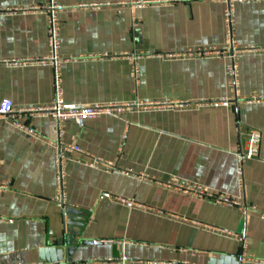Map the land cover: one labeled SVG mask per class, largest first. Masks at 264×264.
I'll return each instance as SVG.
<instances>
[{
  "label": "crops",
  "instance_id": "1",
  "mask_svg": "<svg viewBox=\"0 0 264 264\" xmlns=\"http://www.w3.org/2000/svg\"><path fill=\"white\" fill-rule=\"evenodd\" d=\"M48 1L0 0V59L24 61L0 62V100L36 130L0 116V264H264V0H234L235 79L227 0H58L63 99L118 107L61 124L60 140L82 150L66 151L72 222L52 200ZM205 48L221 52L189 53ZM249 128L261 140L240 187ZM198 185L239 204L188 189Z\"/></svg>",
  "mask_w": 264,
  "mask_h": 264
},
{
  "label": "built area",
  "instance_id": "2",
  "mask_svg": "<svg viewBox=\"0 0 264 264\" xmlns=\"http://www.w3.org/2000/svg\"><path fill=\"white\" fill-rule=\"evenodd\" d=\"M234 6V0H227V4L224 11V26H225V32L227 36L228 42L231 44L232 51H230L229 55V62L226 65V69L229 72V74L234 77L236 75L237 71V64L236 59L239 56V52L242 49H234V38H233V32L235 29L234 26V14L235 9H233ZM42 9H45L46 13L48 14V25H47V37H48V48L49 53L48 55L40 59L39 61L42 64H50L53 66V82H54V94H53V101L52 105L45 110L46 113H48L50 116H53L56 124H57V131L59 133L58 138H53V140L48 141V144L54 149V168H55V185H56V191L54 193V196L52 198L53 202H55L62 210L64 217L67 219L69 216L68 209H71L72 206L66 202L67 192H66V185L65 181L67 178V167H66V151L68 150H75L77 152H82V150L79 149L76 145H67L63 143L60 140V134H61V124L65 120L73 119L77 123L78 126L82 127L84 124V121L93 116H98L99 114L105 113H111L116 107L115 105L110 104H103V105H93V106H84L77 103H67L65 102V99H63V88H62V82L60 79V63L62 62V58L59 56V11L62 8L61 4L58 2V0H49L48 5L45 7H39ZM6 11H9V9H6ZM231 48V47H230ZM229 47L227 48V50ZM252 49V48H248ZM221 51L218 49H199L196 51H189L190 54H198L200 56H205L209 54H219ZM141 55H131V63H132V69H131V77L137 83L139 80L140 75V67L139 63H137V60ZM0 62H4L7 64H16L20 62H24L22 60H16V61H9L7 59H0ZM225 104L226 102L223 101ZM0 116H3L7 119H11L12 124L19 128L20 130L36 135V130H34L32 127L28 126L24 122H21L16 119L13 115V102L9 98H3L0 100ZM246 140H247V147L245 150H242V152L238 153V163L239 166L237 168V180L240 187H243L244 180H243V161L250 160L256 158V155L259 152V143L261 140V132L258 129L249 128L245 132ZM89 160L87 164H89L91 167L94 168H100L99 165H101L103 162L101 159L97 156L90 155ZM114 166L112 165H105L104 169L106 170H114ZM8 187L7 183L0 184V190H3ZM188 189L192 192H197L200 194H203L205 197L212 199L213 201L217 203H229V204H239L237 201L233 200L232 197H230L229 194H225L222 192H208L206 189H204L202 186H192L191 188L188 187ZM104 197L110 196L109 193L103 194ZM122 202H124L127 206H133L135 204L134 200L126 199V198H120ZM264 218V215L262 216ZM242 242L244 244L245 237L241 238ZM125 260V259H124ZM97 262H104L103 260H95Z\"/></svg>",
  "mask_w": 264,
  "mask_h": 264
},
{
  "label": "water",
  "instance_id": "3",
  "mask_svg": "<svg viewBox=\"0 0 264 264\" xmlns=\"http://www.w3.org/2000/svg\"><path fill=\"white\" fill-rule=\"evenodd\" d=\"M73 211H74V209H68L69 215H71ZM67 219H68L69 222H72L71 216H68ZM90 242H92V241L91 240L90 241H85L84 243H90Z\"/></svg>",
  "mask_w": 264,
  "mask_h": 264
}]
</instances>
